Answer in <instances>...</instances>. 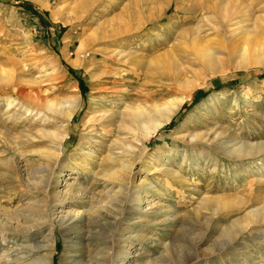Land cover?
<instances>
[{
  "label": "rangeland",
  "instance_id": "rangeland-1",
  "mask_svg": "<svg viewBox=\"0 0 264 264\" xmlns=\"http://www.w3.org/2000/svg\"><path fill=\"white\" fill-rule=\"evenodd\" d=\"M83 1L0 0V264H45V252L28 250L43 239L33 227L63 206L53 193L63 195L68 184L91 188L79 201L73 188L63 202L65 211L100 222L92 264H112L123 235L138 252L126 264H264V0H93L88 12ZM107 23L109 31L121 25V33L96 40L97 24ZM113 81L120 84L116 98L100 93ZM20 85L41 93L40 101L17 96ZM75 96L79 113L58 161L64 174L45 195L34 170L46 165L41 152L55 151L41 140L57 122L47 102ZM170 102L179 103L177 113L135 168L136 186L147 179L163 194L150 191L153 210L163 213L146 217L157 224L136 219L132 229L123 217L108 225L113 210L131 205L132 190L123 198L105 194L121 190V180L133 189L121 172L130 156L101 165L111 142L126 134L116 123L93 129L90 120L107 114L116 121L129 109L155 113ZM78 162L88 169H76ZM144 162L161 167L148 175ZM114 170L119 175L108 179ZM54 230L52 264H66L68 233Z\"/></svg>",
  "mask_w": 264,
  "mask_h": 264
},
{
  "label": "bare ground",
  "instance_id": "bare-ground-1",
  "mask_svg": "<svg viewBox=\"0 0 264 264\" xmlns=\"http://www.w3.org/2000/svg\"><path fill=\"white\" fill-rule=\"evenodd\" d=\"M95 3L96 2H94L93 0H84L82 3H80L81 4L80 7L82 9H84L86 12H88L95 5ZM118 24L120 25V23H118ZM97 25H98V27L94 33V37L96 40L109 39V37L117 36V34L119 35V33H121V30L119 29L121 25L120 26L118 25L119 26V28H118L116 23L111 24L112 25V31L108 30L109 28H111V26L108 23L106 25L105 24H97ZM109 33H111V34H109ZM104 84H107V83L105 82V83H102L101 85L104 86ZM110 84L113 85L112 88L103 89L102 92H100V93L103 94L104 92H106L107 94H109L111 97L114 98L119 92L117 90V87L120 84H119V82H114V81L110 82ZM110 84H107V85H110ZM23 85L22 86L20 85V86H18V88H16L17 89L16 90L17 96L19 95L20 98L25 99V100L26 99L27 100L33 99V101H36V100L40 101V94L41 93L38 94L37 92L36 93L32 92V91H30V89L27 86H23ZM173 101H175V100H173ZM11 102L12 101H10V104H11ZM175 102H170L164 108L157 109L155 113H154V110L143 112L141 110H132V109L128 108L129 109L128 115L124 116V117H120L119 120H116V121L114 120L115 118L111 119V117L107 114H104V115L94 114L93 118L90 120L91 127H93V129L94 128L101 129L107 123L109 126L113 123H116L117 128L119 129L118 132L123 131L126 134L124 139H119L120 135L118 134V136L111 142L110 147H108V151H109L108 156L101 158L100 160H98L99 158H97L98 162L101 165H103L106 162H109V163L117 162L118 159L123 157L124 155L126 157L130 156L129 159L131 160V162H129V159H128V164H124V168L121 170V172L125 173L126 177H128V179L131 182V185L133 186V189L130 188V186L127 182L124 183V181H122L120 179L121 177L120 178L117 177L122 182V183L120 182L121 183V185H120L121 190H119V188H118V190H116L114 192L113 190L116 189V186H114L113 188H109V187L106 188L107 191H105V194L110 198H113L117 194H119V197L123 198L126 195H128L127 194L128 191L132 190V193H134V194H133V198L131 201L130 208L123 210V204H122V206L120 208H118L117 210L116 209L113 210V214L115 213L116 215L112 219L113 223H109L108 225H111V224L114 225L120 221H127V220H124L123 217L127 218L128 220L130 217L129 222L132 220V223H130V226L133 229L139 223V222L135 221L136 219H141L140 223H144V224L155 223L156 220H149L146 217L148 215H150V216H153L155 218V216H159V214L163 213L162 208L157 210L156 212H155V210H153V206H156L158 204L153 203L154 195L150 192L151 190H155L156 193L161 194L160 193L161 191L160 192L157 191L156 188H154L150 183H148L147 179H143V180L140 179V183L136 186V182L139 180H138V176H136L135 168L137 167L138 162L141 161V157L144 156L143 152L146 150V148H149L148 143H150L152 137L157 135L158 132L165 126V124L170 123L172 118L174 117V115L177 113L179 103H175ZM80 104H81L80 100L77 96L72 97L69 102H64V101H60V100H59V102H55L52 100L47 102L46 109H48V111H51L48 114H52V117L55 116L57 118V122H60V123H57V122H55V123L53 122V124L50 123V127L53 128L54 130L53 131H50V130L45 131L42 134L41 140L42 141H44L46 139L51 140V143H53V144H50V145L54 146L55 151L49 152L51 150L50 149L49 151H46L44 153L41 152L39 154V152H38L39 155L43 156L46 159V165H44L43 169L34 170L35 173L43 176L41 179L43 181L45 188L47 187L45 195H48V192H49L48 188H50L52 186L53 180L60 178L58 176L59 175L63 176V174H64V171L62 169L58 168V163H59L58 161L61 158V154H63V150H62L63 142L65 141V139L67 137H69L70 122L72 120H74L76 118L77 114L79 113ZM104 107L105 106H103V108ZM42 108H44V107H42ZM27 111H29V109H27ZM156 113H158L159 117H156L154 115ZM38 115H39V113H38ZM119 115H121V114H119ZM47 116H49V115H47ZM116 119H118V118H116ZM105 122H107V123H105ZM110 131L111 130H109V132H108L109 135H111V133H112ZM125 134H123V135H125ZM237 146H239V144H236L235 147H237ZM143 147H144V149H143ZM242 148H243V146L240 145V149H242ZM114 151H118L119 154H117L118 152L116 153ZM184 156L186 157V155H184ZM143 158H145V157H143ZM173 158H174V154L168 155L169 162H171L173 160ZM40 160H42V159H40ZM43 162H45V160ZM142 163H143V161H142ZM146 163H145V165H146ZM186 164H188V163H186ZM154 165H157V166L156 167H151V166L149 167L146 165L145 172L148 173V175H149V173H151V171L154 170L153 172H156L155 170L158 169L159 167H161L160 165L158 166V164H154ZM73 166L76 169H78V167L82 168V169L84 168V170L88 169L87 164H81L79 162ZM165 168L167 169V167H165ZM262 169H264V168H261L259 170L262 171ZM157 171H160V170H157ZM90 173H91V170H90ZM117 173H119V170H116V171L114 170L112 175L106 174V177H108V179H111L113 175L118 176L119 174H117ZM145 178H147V177H145ZM178 178H180V177H178ZM73 188L75 189V186H71L69 184L66 186V189H65L64 194H63V195H65V197L63 195H61V192H57V190L54 189V193H53L54 198L58 199V201H59L58 203L60 205L63 204V206L59 207V208H55L52 211V213H53L52 215L46 217L45 220L40 221L38 224H36L33 227L34 229L31 228L36 232L42 233L43 239L41 242H31V244L28 246V250L30 249V250H32V252H36V253L38 251L45 252L44 259L42 260L43 262H45V264H52V259L54 257L55 252H56L55 230H54L56 228L62 229V231L63 230L67 231V233H68V236L67 235L65 236L66 249H65V253L63 255V261L66 264H92L93 261L95 262L99 259L98 255L100 253L98 254V252L96 251V246L94 245V243L97 241V238H100V236H102L103 234H101L102 230L96 231L94 226L96 227L100 222L97 220H96V222H94V221L92 222L91 220H86L85 216H83V214L80 212L75 213V212L64 210L65 206H64V202H63L64 200L63 199L66 198V196H69V197L71 196L70 194L72 193ZM75 191H76L75 192L76 196H74L72 199L79 201V199L80 200L84 199L86 196L90 195L91 188L81 186V187H77L75 189ZM161 195H163V194H161ZM129 196H130V194H129ZM161 197H163V196H161ZM116 207H119V205L116 204ZM148 207H150V208H148ZM91 208L92 207H90V209ZM121 208H122V210H121ZM258 212H259V210H254L251 213L253 215H255ZM110 215L111 214L109 213V216ZM51 216H53L54 218H52ZM109 216H108V218H109ZM102 218H104V217H102ZM144 218H146V219H144ZM26 219H27V217H26ZM155 224H157V223H155ZM223 233H224V230H222L219 237H221ZM133 234H134V232H131L129 234L130 237H131V235L133 236ZM131 239H132V237L129 239L127 237H124V235H123L122 238L118 240V244L122 243V245H119L117 250L115 251V254L113 255L115 257V259L112 260V262H113L112 264H119L120 262H123V264H126L127 262H124V261L125 260L127 261L128 257H130L131 254L138 253L137 250H136V252H132V248L129 249V247L133 246ZM140 239L145 240L143 236ZM4 241H6V240H4ZM104 245H106V244H104ZM161 246L164 248V252L161 254V255H163L169 249V247H171V243L161 244ZM226 246H227V244H225L224 247H226ZM105 248H106V246H105ZM139 253H141V252H139ZM109 254L110 255L107 256V259L109 258V256H111L112 253H109ZM144 254H141V255H144ZM100 259H103V258H100Z\"/></svg>",
  "mask_w": 264,
  "mask_h": 264
}]
</instances>
